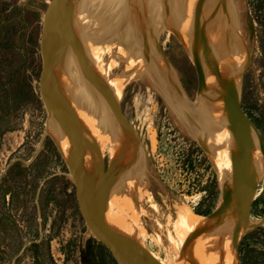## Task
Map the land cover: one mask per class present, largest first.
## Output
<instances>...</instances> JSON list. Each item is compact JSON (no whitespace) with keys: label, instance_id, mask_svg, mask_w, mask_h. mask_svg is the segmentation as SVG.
<instances>
[{"label":"rangeland","instance_id":"rangeland-1","mask_svg":"<svg viewBox=\"0 0 264 264\" xmlns=\"http://www.w3.org/2000/svg\"><path fill=\"white\" fill-rule=\"evenodd\" d=\"M50 1L0 0V264H117L88 229L78 207L68 163L53 138L46 135L48 118L38 82L43 15ZM137 2L140 1L127 5L128 10L124 6L122 15L135 10ZM243 12L244 29H240L239 43L244 40L250 58L240 79L241 107L264 140V0H243ZM80 16L77 14L76 19ZM240 19L236 16L234 20L240 24ZM101 23H105L104 19ZM80 24L85 40L98 34L90 25ZM157 27L153 22V31ZM153 35L147 36L150 47ZM116 44L123 46L115 41L110 46ZM155 46L151 47L153 54L167 66L187 101L197 103V74L182 41L167 29ZM101 47L104 46L96 44L90 52L97 53ZM120 59L104 56L103 61L108 62L104 67L100 56L94 76L118 99L147 156L153 189L143 197L148 216L140 217L139 222H143L147 236L139 240L161 264H178L182 249L176 234L178 212L185 208L194 213L205 211L209 205L210 214L215 211L222 196L219 176L197 141L174 124L167 102L155 89L134 75L123 89L115 80L105 79L128 74L127 66H113ZM17 68L22 70L21 77L15 73ZM25 85L32 86L35 101L18 95ZM254 150L259 154L257 141ZM139 154L141 158L140 151ZM103 160L107 173L108 158L104 156ZM256 194L252 220L264 215V179ZM258 229L241 240L234 264H264V227ZM196 244L192 248L195 257L199 253V248L194 253ZM201 253L208 255L205 250ZM199 254L195 262L200 260Z\"/></svg>","mask_w":264,"mask_h":264},{"label":"bare ground","instance_id":"bare-ground-1","mask_svg":"<svg viewBox=\"0 0 264 264\" xmlns=\"http://www.w3.org/2000/svg\"><path fill=\"white\" fill-rule=\"evenodd\" d=\"M67 1L68 44L61 65L53 69L51 76L59 86L64 103L82 124L88 141L97 147L102 157L108 158L109 169L105 176L108 200L105 219L108 225L120 235L131 237L134 241L139 240L140 236L146 237L145 226L143 222H139V218L148 216L143 197L150 194L153 189L150 173L146 166L141 164L138 148L123 133L113 108L103 101L98 93L99 87L105 89V86L94 76L96 74L94 67L98 70L97 62L100 56L102 57L101 65L104 67L108 63L105 64L103 61L104 56H117L121 59L113 66L119 69L127 66L130 71L118 79L110 78V76L105 79L115 80L123 89L127 83L132 81L131 77L141 78L167 102L172 120L178 129L199 141L204 140L208 145L210 158L219 169L222 190L220 208L223 213L205 239L200 240V244L194 247V253L198 248L199 253L204 250L208 251L207 256L202 254L205 252L201 255L198 253L200 260L196 263L234 264L236 255L231 248L230 234L233 217H238V215L234 211L229 212L228 197L232 173L237 162L239 142L233 131V118L227 114L225 104L217 100L203 99L190 104L184 94H180L167 66L160 60L161 58L153 54V48L151 49L155 46L153 33L166 25L171 31L181 33L185 43L189 46V53L193 56L197 48L194 24L202 0ZM135 1H140L137 2L136 9L127 16L122 15L123 7ZM144 6L147 8L146 12ZM126 9L128 10V7ZM73 14L81 15L80 22L84 26L90 25L89 27L98 30V34L92 36L89 41L85 40V32H82L83 27L78 21L79 18L76 19L78 16L74 18ZM243 15V0H221L220 4L214 6L209 12L207 37L210 62L206 70L208 83L212 89H218L221 86L211 71L212 63L223 71L227 80L234 81L244 64L245 58L242 56L246 55L244 37L242 43H239L240 29H244ZM236 16H241L240 24L234 20ZM101 19H104V24L101 23ZM153 22L158 26L154 31ZM149 35L150 37L153 35L152 39L150 38L151 47L147 39ZM113 41L122 43L123 46L116 44L111 47ZM96 44L104 47H101L97 53L90 52L91 47ZM238 46L241 49H237ZM125 53L127 55L122 56ZM137 54H140L145 63ZM95 55L98 58L97 62H95ZM133 69L136 70L133 71ZM51 132L65 157L71 159L73 151L69 141L57 128L51 129ZM253 143L255 147L256 141ZM152 144H154V139ZM133 164L137 165L134 175L113 190L115 182L129 172ZM261 168L260 154L254 150L249 177L251 179L256 177ZM83 175L86 181L93 186L97 195L100 186L97 158L90 149L85 154ZM203 219L202 216L186 208L179 210L176 234L180 237L182 244L191 232L198 228ZM225 232L229 233L227 238L224 235ZM222 242L225 243L221 245ZM136 243L133 246L138 250ZM184 264H189V262L186 261Z\"/></svg>","mask_w":264,"mask_h":264},{"label":"water","instance_id":"water-1","mask_svg":"<svg viewBox=\"0 0 264 264\" xmlns=\"http://www.w3.org/2000/svg\"><path fill=\"white\" fill-rule=\"evenodd\" d=\"M221 0H202L198 8L195 24L194 35L197 48L193 54L190 55L187 44L183 40L180 32L173 31L175 35L182 41L191 56L196 74H197V100L212 99L223 102L226 107L227 114L233 118L234 129L239 144V152L236 159V165L232 173V183L230 194L228 197V206L230 211H234L237 218H234L232 223V232L230 234L231 248L233 249L236 260L239 258V245L241 240L251 232L260 227H264V215L252 220L251 209L253 202L257 196L256 191L260 182L264 179V140L259 134L255 126L252 124L247 115L243 112L240 98V79L243 77L249 64V52L245 47L246 58L243 66L237 73L234 80H227L223 71L216 65H211V71L220 82L218 89H212L208 83L207 66L210 62L207 27L208 15L214 6L220 4ZM67 0H51L43 15L42 33L40 38V49L42 57V69L39 76V97L43 107L47 113L46 135H49L55 141L58 150L66 159L69 167V175L76 187V196L78 207L81 215L91 231V234L103 244L112 254L117 264H161L149 251L144 247L140 241L133 240V238L126 235H120L117 231L111 228L106 221V206L107 200V185L105 182L106 172L104 169V160L97 147L90 143L87 139V134L76 118L74 113L67 107L61 98L59 86L55 83L51 73L53 69L61 65L65 48L68 44V29H67V14L66 6ZM77 15V14H76ZM74 18L76 16L73 14ZM166 25H163L156 31L153 37V43L156 45L157 39L161 34L167 30ZM167 62V61H166ZM169 65V63L167 62ZM171 68V66L169 65ZM179 87V86H178ZM180 92L183 94L181 89ZM99 96L110 107L113 108L123 133L132 141L141 153V164L146 166V153L138 140L137 136L129 126L118 99L112 96L104 88L98 89ZM185 97V96H184ZM57 128L72 146L73 155L71 159H67L62 151L57 140L54 138L51 129ZM193 138V137H192ZM195 141L200 145L201 149L209 155L210 150L205 141ZM258 142L259 154L262 161V168L260 173L254 177H249L250 163L254 153L253 142ZM97 158V173L99 177L100 186L97 190V195L93 186L86 181L83 175V163L87 150ZM211 159V158H210ZM212 161V160H211ZM216 174L219 176L218 167L212 162ZM137 165L132 166L129 172L113 185V190L119 187L122 183L130 179L134 173ZM111 190V192H113ZM222 193V190H221ZM222 195V194H221ZM220 202L208 216H202L204 219L197 229L191 232L182 244L181 254L177 263L184 264L186 261L189 264H197L192 248L196 242L205 239L209 232L214 228L217 220L222 216V208ZM225 207V206H224ZM199 215V214H197ZM233 215V214H232ZM232 218V219H233ZM225 237L229 233H224ZM137 244L138 250L133 246ZM225 242H222L223 245ZM237 264V263H236Z\"/></svg>","mask_w":264,"mask_h":264},{"label":"trees","instance_id":"trees-1","mask_svg":"<svg viewBox=\"0 0 264 264\" xmlns=\"http://www.w3.org/2000/svg\"><path fill=\"white\" fill-rule=\"evenodd\" d=\"M15 73L17 74V76L18 77H21L22 76V70H21V68H17L16 70H15ZM18 93V95H19V93L21 94V96L23 95V98L24 99H26V101L27 100H29V101H31V100H34L35 101V98H36V96H35V94L33 93V90H32V86L31 85H25V88L23 89H21V91L20 92H17ZM210 212H211V206L209 205L207 208H206V210L205 211H196L195 213L196 214H199V215H209L210 214ZM259 229H256L255 231H253V232H251L250 234H248L249 236H251L253 233H255L256 231H258ZM248 236V237H249ZM244 239H247V236L244 238ZM243 239V240H244ZM241 251V250H240ZM252 251V250H251ZM249 264H252V262H249Z\"/></svg>","mask_w":264,"mask_h":264},{"label":"flooded vegetation","instance_id":"flooded-vegetation-1","mask_svg":"<svg viewBox=\"0 0 264 264\" xmlns=\"http://www.w3.org/2000/svg\"><path fill=\"white\" fill-rule=\"evenodd\" d=\"M192 103V102H191ZM203 151V150H202ZM204 152V151H203ZM205 153V152H204ZM205 208V207H204ZM205 210V209H204ZM202 216H208V215H202Z\"/></svg>","mask_w":264,"mask_h":264}]
</instances>
